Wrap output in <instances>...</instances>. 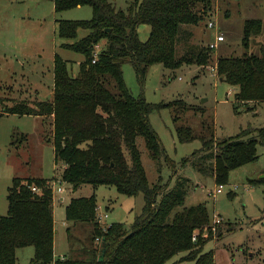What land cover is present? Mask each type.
Instances as JSON below:
<instances>
[{
    "label": "trees",
    "instance_id": "16d2710c",
    "mask_svg": "<svg viewBox=\"0 0 264 264\" xmlns=\"http://www.w3.org/2000/svg\"><path fill=\"white\" fill-rule=\"evenodd\" d=\"M53 1L56 12L92 8L90 21H58L63 40H77L80 31L87 33L64 46L84 61L77 76H72L68 62L56 56L52 101L38 102L33 108L20 103L11 114L53 117L56 160L65 166L61 181L74 192L84 185L114 186L129 197L142 194L145 206L128 230L124 224L98 223L95 195L72 198L65 210L68 232L78 228L84 236L80 235L71 256L56 258L55 180L14 178L7 196L8 213L0 215V264H17V251L27 247L35 249L32 264H168L180 256L174 264H215L214 253L205 252L214 237L204 236L210 213L205 205L186 206L189 180L177 177L173 188L149 183L138 141L143 140L160 170L167 154L149 120L160 108L134 97L123 72L126 63L132 64L143 83L154 65L176 71L193 64L206 70L209 48L189 45L180 54L179 44L193 38L190 27H198L208 13L212 16L214 0H130L126 11L117 10L109 0ZM141 25L151 29L146 42L138 35ZM262 28L260 20L246 21V47ZM217 70L223 81L237 89L238 102H264V45L259 55L219 58ZM178 136L182 143L196 138L188 127L179 128ZM259 146L264 147V127L226 140L210 134L203 138V148L180 166H191L224 186L233 170L260 158ZM217 230L221 238L223 229Z\"/></svg>",
    "mask_w": 264,
    "mask_h": 264
},
{
    "label": "rangeland",
    "instance_id": "374dc122",
    "mask_svg": "<svg viewBox=\"0 0 264 264\" xmlns=\"http://www.w3.org/2000/svg\"><path fill=\"white\" fill-rule=\"evenodd\" d=\"M109 1L117 10L123 11L130 3V0ZM211 9V17L208 13L198 27H190L193 32L190 42L179 44V53L184 54L189 45L208 48L216 34H223L225 42L211 51L206 70L193 64L176 71L154 65L142 83L134 66L126 63L124 78L134 97L145 98L151 106L160 108L149 117L167 154L160 170L156 169L143 140L138 141L149 183L173 188L177 177L189 180L186 206L207 207L211 221L204 236L212 233L214 237L206 245L205 252L214 253L215 264H264V147H258L260 158L257 161L230 173L220 194H217L219 184L214 177H204L191 166L184 169L180 166L184 159L203 148V138H209L210 134L217 140H226L243 131L264 127V102L251 105L238 102L237 89L227 81H221L217 70L221 57L260 54L264 45V0H214ZM92 19L93 10L87 5L56 12L53 0H0L2 216L8 213L7 196L14 178H45L51 182L62 178L65 166L56 160L53 117H21L11 113L20 103L33 108L38 102L52 101L56 56L67 61L70 74L77 76L84 57L64 46L74 44L87 33L80 31L77 40H63L58 33V21ZM212 20L217 22L215 29L208 28ZM249 20H260L263 28L246 47L244 26ZM150 32L149 26L141 25L138 28L140 40L146 42ZM181 127H188L196 138L190 143H182L178 136ZM63 187L62 194L54 193L56 258L71 256V250L83 233L72 227L68 232L65 210L72 198L95 195L98 213L108 215L105 225L124 224L128 230L132 229L135 218L142 214L145 206L142 194L129 197L120 194L114 186L84 185L76 192L67 183H63ZM217 219L221 220L220 224H215ZM218 228L223 229L221 238L216 233ZM34 256V247L19 249L17 264H32ZM181 257L168 264H174Z\"/></svg>",
    "mask_w": 264,
    "mask_h": 264
},
{
    "label": "built area",
    "instance_id": "2783aa9c",
    "mask_svg": "<svg viewBox=\"0 0 264 264\" xmlns=\"http://www.w3.org/2000/svg\"><path fill=\"white\" fill-rule=\"evenodd\" d=\"M217 27V22L216 21H210L209 24H208V28L210 29H215ZM225 42V36L223 34H216L215 36V39H214V42H212L210 45H208V48L211 50V51H214L218 48L219 44ZM224 186H219V188L216 190L217 191V194H220L222 193V190H223ZM36 190V189H34ZM55 191L57 193H63L64 192V187H63V182L61 181V179H56L55 182H54V193ZM214 196L216 194H213ZM63 201V199H62ZM99 209H97V221L100 225H105V222L106 220L108 219V215L105 214V215H101L100 212L98 213ZM221 223V220L220 219H217L215 221V224H220ZM205 234V233H204ZM196 240V239H195Z\"/></svg>",
    "mask_w": 264,
    "mask_h": 264
},
{
    "label": "crops",
    "instance_id": "0c3cea01",
    "mask_svg": "<svg viewBox=\"0 0 264 264\" xmlns=\"http://www.w3.org/2000/svg\"><path fill=\"white\" fill-rule=\"evenodd\" d=\"M62 199L64 200V198H61V201H62ZM56 227V226H55ZM64 256H66V255H64ZM64 256H62V257H64Z\"/></svg>",
    "mask_w": 264,
    "mask_h": 264
},
{
    "label": "water",
    "instance_id": "95a60500",
    "mask_svg": "<svg viewBox=\"0 0 264 264\" xmlns=\"http://www.w3.org/2000/svg\"><path fill=\"white\" fill-rule=\"evenodd\" d=\"M221 81H223V78H221Z\"/></svg>",
    "mask_w": 264,
    "mask_h": 264
}]
</instances>
